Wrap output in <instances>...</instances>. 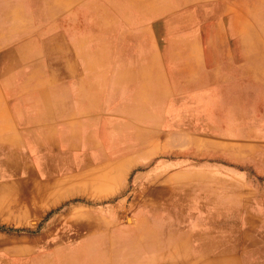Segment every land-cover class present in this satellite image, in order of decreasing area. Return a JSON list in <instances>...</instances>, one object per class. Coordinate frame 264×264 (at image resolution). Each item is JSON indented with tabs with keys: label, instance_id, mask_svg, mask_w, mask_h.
<instances>
[{
	"label": "crops",
	"instance_id": "crops-1",
	"mask_svg": "<svg viewBox=\"0 0 264 264\" xmlns=\"http://www.w3.org/2000/svg\"><path fill=\"white\" fill-rule=\"evenodd\" d=\"M182 48L0 88V264H264V41Z\"/></svg>",
	"mask_w": 264,
	"mask_h": 264
},
{
	"label": "rangeland",
	"instance_id": "rangeland-1",
	"mask_svg": "<svg viewBox=\"0 0 264 264\" xmlns=\"http://www.w3.org/2000/svg\"><path fill=\"white\" fill-rule=\"evenodd\" d=\"M262 41L264 0H0V88L85 68L115 86L136 57L240 54Z\"/></svg>",
	"mask_w": 264,
	"mask_h": 264
},
{
	"label": "bare ground",
	"instance_id": "bare-ground-1",
	"mask_svg": "<svg viewBox=\"0 0 264 264\" xmlns=\"http://www.w3.org/2000/svg\"><path fill=\"white\" fill-rule=\"evenodd\" d=\"M247 10V9H246ZM249 23V22H248Z\"/></svg>",
	"mask_w": 264,
	"mask_h": 264
}]
</instances>
